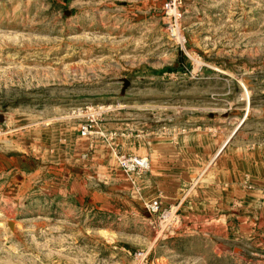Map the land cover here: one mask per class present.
<instances>
[{
  "label": "rangeland",
  "instance_id": "1",
  "mask_svg": "<svg viewBox=\"0 0 264 264\" xmlns=\"http://www.w3.org/2000/svg\"><path fill=\"white\" fill-rule=\"evenodd\" d=\"M238 118L264 133V0H0V264H264V217L189 229L145 186L146 131Z\"/></svg>",
  "mask_w": 264,
  "mask_h": 264
},
{
  "label": "crops",
  "instance_id": "2",
  "mask_svg": "<svg viewBox=\"0 0 264 264\" xmlns=\"http://www.w3.org/2000/svg\"><path fill=\"white\" fill-rule=\"evenodd\" d=\"M237 120L142 135L147 191L178 203L189 229L228 233L264 217V133Z\"/></svg>",
  "mask_w": 264,
  "mask_h": 264
},
{
  "label": "built area",
  "instance_id": "3",
  "mask_svg": "<svg viewBox=\"0 0 264 264\" xmlns=\"http://www.w3.org/2000/svg\"><path fill=\"white\" fill-rule=\"evenodd\" d=\"M134 167L140 168L142 171H147L150 168V163L146 158H133ZM148 210L151 214H157L159 217L166 220L165 225L162 227V232L173 233L177 229V209L172 207H163L159 200L155 199L147 204Z\"/></svg>",
  "mask_w": 264,
  "mask_h": 264
}]
</instances>
